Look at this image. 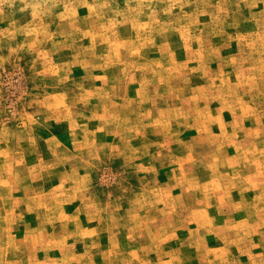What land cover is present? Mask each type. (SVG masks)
<instances>
[{
  "label": "rangeland",
  "instance_id": "1",
  "mask_svg": "<svg viewBox=\"0 0 264 264\" xmlns=\"http://www.w3.org/2000/svg\"><path fill=\"white\" fill-rule=\"evenodd\" d=\"M0 264H264V0H0Z\"/></svg>",
  "mask_w": 264,
  "mask_h": 264
}]
</instances>
